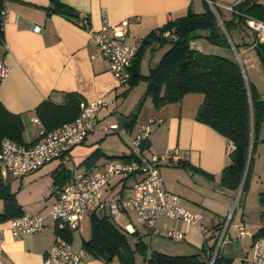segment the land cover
Segmentation results:
<instances>
[{
    "label": "crops",
    "instance_id": "obj_1",
    "mask_svg": "<svg viewBox=\"0 0 264 264\" xmlns=\"http://www.w3.org/2000/svg\"><path fill=\"white\" fill-rule=\"evenodd\" d=\"M59 1L69 10H54L53 0H4L7 18L2 29L0 57L4 59L8 71L0 79V101L9 111L21 115L25 143L39 138V127L34 117H37L36 106L43 100L63 103L66 92H77L82 100L102 98L105 103L99 111L97 129L68 152L22 176L12 173L1 176L8 183L22 214L39 212L45 218L42 229L18 236H14L8 228L11 217L0 221L5 239L0 264L41 263L59 233L49 210L59 189L73 171H100L108 159L130 160L138 154L165 152L171 155L159 165L165 187L180 196L182 206L201 212L202 228L208 229L209 233L182 220L160 216L157 224L161 231L151 233L150 253H135V264H143L144 258H148L153 250L171 255L193 254L203 253L214 244L224 264H258L244 258L251 255L255 236L264 228V204L260 201V195L264 193V121L258 128L250 153V177L244 200L238 210L233 209L237 189L222 181V170L231 162V141L196 118L204 93L187 92L179 101L155 105L152 97L145 95V78L133 86L118 82L89 31V27L100 28L104 22L113 24L127 20L128 40L140 41L153 29L186 15L189 9L204 12L207 5L210 7L208 2ZM76 14H86L88 23H81L75 18ZM223 17L230 18L227 15ZM199 33L206 34V31ZM233 40L241 43L238 36L233 35ZM193 41L194 49L234 58L232 47L211 44L203 37ZM155 48L145 50L139 62V71L144 76L158 64L168 49L154 54ZM240 49L245 53L249 47L242 46ZM247 80L256 87L253 81ZM258 92L264 94V91ZM150 118L153 119L149 123L150 133L134 152L131 139L140 125ZM113 124L116 128H109ZM138 177V174L113 176L103 186L101 199L129 196L133 181ZM3 206L4 203L0 202V212ZM99 211L95 202H90L78 228L64 231L67 238L64 237L74 249L83 247L84 241L90 238L91 217ZM103 215L109 216L106 208L102 209ZM114 221L128 236L134 235V241L145 242L140 230L144 226L136 221L131 210H125ZM240 223L244 226L243 234L239 233ZM170 228L182 229L185 237L167 240L165 232ZM221 234V242L217 246ZM129 243L132 245V242ZM84 264L123 263L117 256L106 259L90 255L85 258Z\"/></svg>",
    "mask_w": 264,
    "mask_h": 264
},
{
    "label": "trees",
    "instance_id": "obj_2",
    "mask_svg": "<svg viewBox=\"0 0 264 264\" xmlns=\"http://www.w3.org/2000/svg\"><path fill=\"white\" fill-rule=\"evenodd\" d=\"M3 1L0 0V10ZM53 3V9L56 11L69 10V7L59 0H53ZM216 10L235 48L239 51L242 45L252 44L261 62L264 63V43L254 44V38L251 42L244 40L238 43L233 40L231 32L239 26L247 27L246 16L264 19V0H243L237 3L234 11H231L230 18H224L217 8ZM75 16L77 19L78 14ZM200 31H206V34H201ZM165 32L167 35H164ZM2 37L3 30L0 24V41ZM200 37L211 44L231 48L229 39L208 5L201 13L189 9L186 15L170 20L144 36L132 59L128 83L133 86L145 78L147 80L145 95H150L157 106L179 101L187 92L204 93V100L198 108L196 118L225 135L233 144L230 151L231 162L222 170V181L237 189L256 133L264 121V94L258 92L250 81L247 85L243 70L235 58L210 54L190 47V41ZM165 42H169L170 47L162 54L158 64L151 68L149 74L142 75L139 71V62L144 51ZM81 100L79 93L66 92L63 103L43 100L36 106L35 113L46 130H51L74 119L79 113ZM23 131L21 115L9 111L0 101V140L8 137L24 142ZM250 166L251 157L247 175ZM0 197L4 201L0 221L22 214L14 194L10 192L8 183L4 182L1 175ZM260 201L264 204V193L260 195ZM67 231L66 229L65 232ZM59 233L66 237L64 232ZM261 235H264V228L260 229L255 238ZM144 246L145 244L138 240L135 247H131L128 235L119 224L110 216L98 214L92 215L91 236L83 243V248L90 255L106 259L117 256L123 264H135L134 253L140 250L145 255V250H141ZM214 248L215 244L207 247L203 253L178 255L153 250L148 258H144L143 264H208ZM212 264H224L218 253Z\"/></svg>",
    "mask_w": 264,
    "mask_h": 264
},
{
    "label": "built area",
    "instance_id": "obj_3",
    "mask_svg": "<svg viewBox=\"0 0 264 264\" xmlns=\"http://www.w3.org/2000/svg\"><path fill=\"white\" fill-rule=\"evenodd\" d=\"M211 8L216 5L234 11V6L243 0L225 2L220 0H206ZM4 2V1H3ZM7 18V9L2 6L0 10V24L3 29ZM78 20L88 23L86 14H79ZM245 24L253 31L254 44L264 43V19L253 16H246ZM127 20L109 24L104 22L100 28L89 27L91 37L97 43L100 52L110 65V70L120 84L128 83L130 78V65L140 41H129L127 37ZM35 29H40L34 26ZM193 48L194 41H190ZM6 45V43H5ZM8 71L4 59L0 57V79ZM102 98L93 100H81L79 113L67 122L62 123L54 129L46 130L41 120L34 117L39 127V138L32 143L18 142L5 137L0 140V175L5 177L7 173L15 176H22L34 171L48 161L57 158L68 152L74 145L82 142L85 137L95 131L98 127L99 111L104 105ZM140 125L137 133L131 139V147L134 152L150 133L149 123ZM109 128H116V124ZM233 148V144L230 143ZM168 152L152 153L150 155L138 154L130 160H112L104 162L100 171H73L66 183L59 189L55 201L52 203L49 214L56 222L59 232L66 229H77L82 219L86 216L90 202H95L99 209L106 208L110 218H120L127 209L131 210L138 223L149 229L153 234L160 233L157 219L160 216L182 220L187 224L202 228V214L199 211H192L181 205L180 196L169 191L160 173L161 162L170 158ZM138 174L139 177L133 181L132 192L129 196L102 200L103 186L115 175ZM45 216L39 212L23 213L8 220V228L14 236L26 233L37 232L42 229ZM239 233L245 232L244 226L240 223ZM4 228L0 224V253L5 242L3 236ZM206 234L208 229H203ZM165 235L172 239H183L185 232L182 229L170 228ZM220 235L217 246L221 242ZM208 252H210L208 250ZM211 263L216 254L217 247L211 251ZM90 253L83 247L74 249L71 243L58 233L56 239L44 256L40 264H84L85 258ZM245 260L264 264V235L254 239L252 252ZM209 260V261H210Z\"/></svg>",
    "mask_w": 264,
    "mask_h": 264
},
{
    "label": "rangeland",
    "instance_id": "obj_4",
    "mask_svg": "<svg viewBox=\"0 0 264 264\" xmlns=\"http://www.w3.org/2000/svg\"><path fill=\"white\" fill-rule=\"evenodd\" d=\"M196 1H199V0H196ZM214 1L217 2L220 0H214ZM232 1L233 0H225V2H227V3L232 2ZM216 8L219 10V12L221 13L222 16L227 15V16L231 17V11H229L223 7H220L218 5H216L215 9ZM231 32H232V36L233 35L238 36V38H240L241 42H243L244 40H246L247 42H251V40L254 38L253 31L248 27L239 26L236 29H233ZM196 39L199 40V38H196ZM168 46H170L169 42L157 44L154 54L160 53L161 51H165L168 48ZM231 47H232L231 53H232L233 57L236 59V61L239 63L240 67L242 68L245 77L247 79L253 81L258 90L264 91V63L261 62V60H260L259 56L257 55L255 49H253V45L250 43H249V45H245L244 47H249V49L245 53L242 52L241 49H239V51L237 49L235 50L232 45H231ZM246 175H247V173H246ZM246 175H245V178L243 180L242 185H241V182H242V180H241V182L237 188V195L235 194L234 199H233V209L237 208V210H238L240 204L244 200L246 189L248 187L250 171L247 175V178H246ZM240 185H241V187H240ZM0 202L4 203L2 198L0 199ZM146 229H147L146 227H140L142 235L145 237V240H144L145 246L141 250H145L146 254H149L150 253V245H151V232L149 231V229H147V230ZM128 237H129V241L132 242L131 247H135L136 241H134L135 240L134 235H129ZM166 239L172 240L169 237H166ZM135 253L144 255L143 252L140 250H137Z\"/></svg>",
    "mask_w": 264,
    "mask_h": 264
},
{
    "label": "water",
    "instance_id": "obj_5",
    "mask_svg": "<svg viewBox=\"0 0 264 264\" xmlns=\"http://www.w3.org/2000/svg\"><path fill=\"white\" fill-rule=\"evenodd\" d=\"M211 10H212V11L214 12V14L216 15V17H217V19H218V21H219L221 27L223 28L224 33L226 34L227 38L229 39L231 45H232L233 48L236 50L235 46L233 45V43H232V41H231V38H230V36H229L227 30L224 28V25H223V23H222V20H221V18L219 17V15H218L216 9L211 8ZM244 76H245V75H244ZM245 79H246V83H247V85H248V80H247L246 77H245ZM249 159H250V155H249L248 158H247V162H246L245 170H244V173H243V177H242L241 185H242L243 180H244V178H245V175H246V173H247V169H248V165H249ZM241 185H240V187H241ZM98 214H99L100 216L102 215V209H100V211H99ZM208 264H212V263H211V260L209 261Z\"/></svg>",
    "mask_w": 264,
    "mask_h": 264
}]
</instances>
